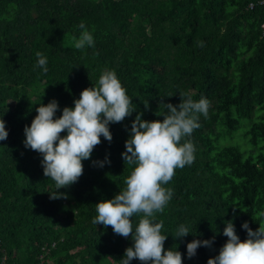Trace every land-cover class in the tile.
Wrapping results in <instances>:
<instances>
[{
    "label": "trees",
    "instance_id": "16d2710c",
    "mask_svg": "<svg viewBox=\"0 0 264 264\" xmlns=\"http://www.w3.org/2000/svg\"><path fill=\"white\" fill-rule=\"evenodd\" d=\"M258 2L0 0V118L8 132L0 141V263L120 264L132 240L110 226H95V204L125 187L132 166L124 164L121 153L137 113L144 120H162L156 113L167 111L163 103L178 105L180 93L195 101L206 98L210 106L186 138L194 144V162L176 169L164 185L173 190L163 212L155 214L167 235L164 248H176L183 264H207L227 240V221L241 240L247 237L243 222L253 230L259 227L255 220L264 212V8ZM81 21L94 46L77 50L71 38L79 36ZM37 52L47 58V73L36 66ZM106 70L116 74L135 110L122 123L109 124L111 142L101 136L91 158L82 161L79 180L57 190L67 198L50 199L54 181L43 175L42 156L25 148L23 129L36 108L53 99L59 117ZM241 128L245 148L221 145L223 137ZM105 157L110 163L93 166ZM132 219L135 225L138 218ZM181 224L190 233L174 237ZM193 239L213 242L189 259L186 245Z\"/></svg>",
    "mask_w": 264,
    "mask_h": 264
},
{
    "label": "clouds",
    "instance_id": "9594fccd",
    "mask_svg": "<svg viewBox=\"0 0 264 264\" xmlns=\"http://www.w3.org/2000/svg\"><path fill=\"white\" fill-rule=\"evenodd\" d=\"M78 27L80 33L71 38L72 46L77 50L93 47L94 37L85 23L81 21ZM198 45L203 47V42ZM36 57V66L47 73V58L40 52ZM179 96L178 105L161 102L167 111L156 114L162 115V120H144L137 113L125 140V151L121 153L124 164L132 166L124 178L125 187L112 198L95 204L96 216L92 220L95 226H110L114 234L132 240L120 264H129L133 259L141 264H183L182 254L176 248H164L167 235L161 231L163 221L155 222V214L163 212L172 198L173 190L164 185L172 180L175 170L194 162L195 147L186 138L200 127L199 116H207L210 103L203 97L195 101L185 93ZM144 104L147 108V102ZM58 107L54 99L40 104L30 125L23 129L25 148L42 156L43 175L54 181L50 199L67 198L66 193L57 190L79 180L83 174L82 161L91 158L101 136L111 142L109 124L122 123L135 110L132 98L111 70L102 72L95 86L83 89L73 106L63 107L56 117ZM7 136L5 121L0 118V141ZM105 163H110L107 157L104 161H93V166L103 167ZM133 217L138 218L135 225ZM255 221H259L255 230L247 221L242 223L247 233L244 240L237 236L232 221H227L223 229L227 240L215 257L208 258L207 264H264V212H259ZM189 233L188 227L181 224L174 237L183 238ZM212 242L193 239L186 245L187 257L193 258L198 247L211 248Z\"/></svg>",
    "mask_w": 264,
    "mask_h": 264
},
{
    "label": "rangeland",
    "instance_id": "374dc122",
    "mask_svg": "<svg viewBox=\"0 0 264 264\" xmlns=\"http://www.w3.org/2000/svg\"><path fill=\"white\" fill-rule=\"evenodd\" d=\"M238 145L241 149L244 147V140H243V128L239 129L237 133L234 135H227L221 139V145Z\"/></svg>",
    "mask_w": 264,
    "mask_h": 264
},
{
    "label": "built area",
    "instance_id": "2783aa9c",
    "mask_svg": "<svg viewBox=\"0 0 264 264\" xmlns=\"http://www.w3.org/2000/svg\"><path fill=\"white\" fill-rule=\"evenodd\" d=\"M258 3H259L260 6H262L264 8V0H259ZM252 7H253V4H250L249 8L251 9ZM261 29H262V31L264 33V24L261 25ZM0 264H3V263L1 262Z\"/></svg>",
    "mask_w": 264,
    "mask_h": 264
}]
</instances>
